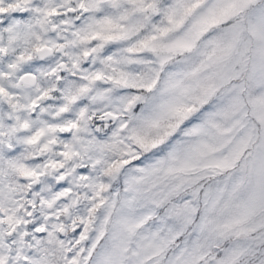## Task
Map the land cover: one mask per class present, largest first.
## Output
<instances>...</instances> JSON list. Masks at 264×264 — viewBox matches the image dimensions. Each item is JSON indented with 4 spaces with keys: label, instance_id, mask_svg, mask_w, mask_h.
I'll list each match as a JSON object with an SVG mask.
<instances>
[{
    "label": "snow or ice",
    "instance_id": "1",
    "mask_svg": "<svg viewBox=\"0 0 264 264\" xmlns=\"http://www.w3.org/2000/svg\"><path fill=\"white\" fill-rule=\"evenodd\" d=\"M0 264H264V0H0Z\"/></svg>",
    "mask_w": 264,
    "mask_h": 264
}]
</instances>
